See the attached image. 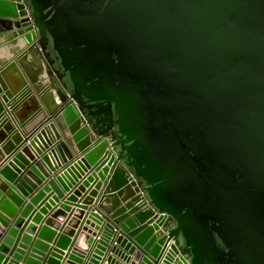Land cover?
Returning a JSON list of instances; mask_svg holds the SVG:
<instances>
[{
  "label": "water",
  "instance_id": "1",
  "mask_svg": "<svg viewBox=\"0 0 264 264\" xmlns=\"http://www.w3.org/2000/svg\"><path fill=\"white\" fill-rule=\"evenodd\" d=\"M44 123L30 142L41 153L58 140L42 155L49 169L79 153L60 185L84 176L54 215L69 209L79 226L106 184L86 216L95 228L72 245L73 227L60 234L65 264H84L94 244L87 264L107 250L106 264H264V0H0V132L20 144ZM26 170L47 175L40 160ZM24 179L0 182V264H15L4 252Z\"/></svg>",
  "mask_w": 264,
  "mask_h": 264
},
{
  "label": "crops",
  "instance_id": "2",
  "mask_svg": "<svg viewBox=\"0 0 264 264\" xmlns=\"http://www.w3.org/2000/svg\"><path fill=\"white\" fill-rule=\"evenodd\" d=\"M3 103L5 102L3 101ZM44 125L45 123L41 125L38 129L34 130L29 140L21 142L20 144L15 143L14 140H12V138L10 139L11 134H9V132H6V131L0 132V152H1L0 154V182L1 181L6 182L7 187L10 189L11 186H13L14 188L18 187V183H21V180L24 179V175H27L28 177L24 179L27 184L26 185L23 184V187L27 192L23 193L18 190L21 196L23 197L22 203L21 205L18 206L19 210L17 211V213H15L12 216H9V224L7 226V230L10 228H14V227L17 229V234L14 237V241L16 240V243H17L16 247H13V245H9V249L4 252V256L6 257V259H9L8 260L9 262L13 261V263L15 264H29L28 259L30 257L38 261V264H50L47 259V257H50V256L58 259L59 264H65L66 261L68 260L67 254L69 252V248L71 247L70 246V247L64 248L58 244V238L60 234L64 232V228L70 227L72 229L73 227L71 224L66 223V219H65V217L70 213V210L64 209L63 211L65 215L62 217V216L54 215L53 209L56 206H58L61 202L66 200V197L73 190L75 185L78 184V182H80L84 177L80 175L79 179L76 180V184L73 187H69V188L68 187L64 188L62 185H60L59 181L56 179V177L58 175H61L65 169L73 165V162L79 156L77 155L79 153H77L74 150L76 152V155L70 158L67 162H61V163L59 162V165L55 168V170L49 169L45 161L42 159V155L43 153H46V152L48 153L50 151V148L55 146L58 140L54 138L48 144V146L43 147V150L41 151V153H37L30 142V140L35 139L37 137V134L40 132V130L42 129ZM17 126H18L17 124L14 125V128L15 129L19 128V126L18 127ZM8 138L12 141V144H14V147L12 149H6L4 146V143L6 142ZM24 145L29 146L33 154L32 158H28V156H26L28 158L29 163H26V162L24 163L22 158L21 159L16 158L17 153L22 152ZM35 160H40L42 162V165L47 170V175L43 176V178H39L40 181H37L31 174H28L27 173L28 171L26 170L28 166L31 163H33ZM11 163L13 166H10V168H12L15 174L13 175V178L10 179L9 176L2 171V167H5L6 165L8 166ZM33 173L36 174L34 170H33ZM50 178H55L57 180V182L59 183V185L61 186L63 190V195H59L54 191L53 187L49 184ZM29 180L35 183V186L31 185ZM15 184L16 186H14ZM45 184L47 185L49 184L48 189H45L44 187ZM28 185L30 186L31 189L28 188ZM7 190L8 189H4L2 191L3 195L5 194L7 195ZM105 190H106V184H105V181H103V185L98 189V193L95 196V200L87 204L88 207L85 208L86 215L80 218V225L73 227L75 232L69 235L71 245L76 239L78 232L80 230H83V228H81L82 225L90 226L92 227V229L95 228L94 226H91V223L86 222V216L88 212L91 211L90 209L92 207L98 208V200L102 192ZM40 191H43L42 196L37 201H33L32 197L35 196ZM84 194H85L84 192H81V194L77 195L76 201H71V204H69L70 207L78 208L79 206H77V204L82 203L79 201H83L82 196ZM28 204H31V210L25 214L23 213V210ZM95 211H98V210H95ZM37 214H39V218L36 219L35 216ZM19 218L21 219V222L17 223V219ZM49 219H52L53 223H51V221L49 222L48 221ZM99 225H100V229L95 230V231H98V234L102 232L104 224H99ZM44 226H48L52 230L53 232L52 237L48 238L42 235V228ZM91 234L92 233H90V235ZM98 234L93 236L95 240L98 239ZM24 235H28L29 237L28 241H25L23 239ZM38 240L45 243L46 247L36 245V241ZM113 243H114V240L112 241L111 244ZM91 248L92 250L89 251L90 253L88 252L87 254L88 256L85 257L84 264H87L86 262L88 261L92 251L94 250L95 244L92 245ZM109 253H110V250H107L105 252V255L103 256V259L101 260L100 264L107 263L106 257ZM131 255L133 256L134 254H131ZM163 256L164 254L160 258V261L155 264H161L163 260ZM121 260L124 263L129 264L125 260L123 259ZM138 264H139V261H138ZM170 264H176V260H174Z\"/></svg>",
  "mask_w": 264,
  "mask_h": 264
},
{
  "label": "clouds",
  "instance_id": "3",
  "mask_svg": "<svg viewBox=\"0 0 264 264\" xmlns=\"http://www.w3.org/2000/svg\"><path fill=\"white\" fill-rule=\"evenodd\" d=\"M21 47H24V42H23V41H21ZM80 246H81L82 248H87V244L85 243L83 237H81V240H80Z\"/></svg>",
  "mask_w": 264,
  "mask_h": 264
}]
</instances>
